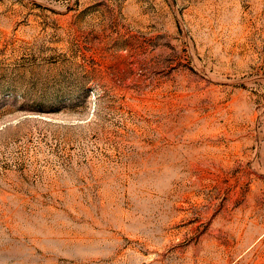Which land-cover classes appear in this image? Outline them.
Masks as SVG:
<instances>
[{"label":"rangeland","instance_id":"1","mask_svg":"<svg viewBox=\"0 0 264 264\" xmlns=\"http://www.w3.org/2000/svg\"><path fill=\"white\" fill-rule=\"evenodd\" d=\"M0 264H264V0H0Z\"/></svg>","mask_w":264,"mask_h":264}]
</instances>
